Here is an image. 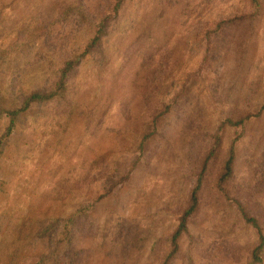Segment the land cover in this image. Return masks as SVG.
I'll use <instances>...</instances> for the list:
<instances>
[{
  "label": "rangeland",
  "instance_id": "rangeland-1",
  "mask_svg": "<svg viewBox=\"0 0 264 264\" xmlns=\"http://www.w3.org/2000/svg\"><path fill=\"white\" fill-rule=\"evenodd\" d=\"M115 1L0 0V136L6 111L52 89ZM75 7L83 22L64 36L53 23ZM110 14L65 101L32 105L4 140L0 264H253L257 233L212 181L238 136L226 188L264 233V110L222 129L189 236L166 258L211 136L264 106V0L256 14L249 0H124Z\"/></svg>",
  "mask_w": 264,
  "mask_h": 264
},
{
  "label": "trees",
  "instance_id": "trees-1",
  "mask_svg": "<svg viewBox=\"0 0 264 264\" xmlns=\"http://www.w3.org/2000/svg\"><path fill=\"white\" fill-rule=\"evenodd\" d=\"M124 0H116L110 10L112 16H116L123 5ZM250 6L254 14L257 13L260 7V0H249ZM82 9L79 7L72 8L71 10L66 9L61 13L62 18L53 23V26L63 29L62 35L67 36L68 32L65 31L67 24L69 23L71 17H73L75 22H79L82 14ZM108 14L105 17H102L95 23L92 24V27L95 29L93 36L89 39L88 43L85 45V48L82 52L76 54L75 56H69L64 58L62 65L56 71L54 77V83L52 89L48 92H34L23 98L20 106L13 109L7 110L5 116L7 118L8 124L5 128V132L0 136V155L1 148L4 143V140L12 133L15 128L18 117L26 112L34 104H45V103H54L62 104L68 95V83L69 78L76 67L80 62L92 51V49L100 42L102 36L105 34L106 26L110 20V15ZM246 17L232 18L227 21H222L218 23L217 30H222L223 27L227 26L229 23L234 21H241ZM50 37V35H47ZM51 38V37H50ZM58 48H55L57 50ZM167 108L165 109V111ZM264 110V106L257 114H245L237 119L226 118L222 121L220 126L215 130L211 136L210 144L203 152L196 172L193 174V183L191 189L188 192L187 200L185 205L177 217V225L175 230L170 236L169 240V252L167 255V261L174 259L179 252L180 241L183 237L189 236V221L197 213L200 203L201 195L203 189L205 188L206 182L211 176V171L215 166V163L218 160L222 147V129L224 127H235L242 128L244 124L252 117L258 116L261 111ZM238 140V136L232 140L231 144L226 151L225 158L221 163L218 173L215 175L212 181V185L215 191V194L220 196L225 202L232 203L240 215L241 219L253 228L257 233V243L253 247L250 253L251 262L253 264H264V233L262 226L257 217L251 215L246 207L236 198L230 196L226 184L233 177V164L235 160V142ZM76 219L72 217L69 220L65 221L64 227V236L67 237L71 228L72 223Z\"/></svg>",
  "mask_w": 264,
  "mask_h": 264
}]
</instances>
